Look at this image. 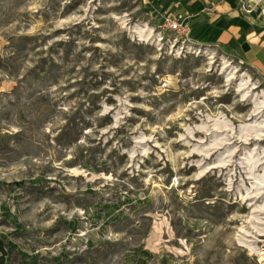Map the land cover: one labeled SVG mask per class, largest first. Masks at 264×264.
Returning a JSON list of instances; mask_svg holds the SVG:
<instances>
[{
    "label": "rangeland",
    "instance_id": "rangeland-1",
    "mask_svg": "<svg viewBox=\"0 0 264 264\" xmlns=\"http://www.w3.org/2000/svg\"><path fill=\"white\" fill-rule=\"evenodd\" d=\"M245 43L264 0H0L7 263L264 264V136L215 122L264 123Z\"/></svg>",
    "mask_w": 264,
    "mask_h": 264
},
{
    "label": "bare ground",
    "instance_id": "bare-ground-1",
    "mask_svg": "<svg viewBox=\"0 0 264 264\" xmlns=\"http://www.w3.org/2000/svg\"><path fill=\"white\" fill-rule=\"evenodd\" d=\"M215 122L220 129H228L229 132L242 140L250 139V135H253L256 138H262L264 136V123L260 121L241 122L239 125H234L231 124L225 116L219 115L215 118ZM234 151H236V149H234L233 152ZM256 153L257 147L251 148L249 150L245 149L242 156L244 162H248L252 169L254 168L253 162L256 158ZM260 175V177H255V181L264 184V172H261Z\"/></svg>",
    "mask_w": 264,
    "mask_h": 264
},
{
    "label": "crops",
    "instance_id": "crops-1",
    "mask_svg": "<svg viewBox=\"0 0 264 264\" xmlns=\"http://www.w3.org/2000/svg\"><path fill=\"white\" fill-rule=\"evenodd\" d=\"M216 36L217 37H215V38L211 37V39L213 38V40H216L217 44H220V46L224 45L223 44L224 42L233 43V41H235L233 35L226 32V31L218 32L216 34ZM245 44H247V47H245ZM245 44H243L239 47L237 46L236 48H238L240 50V52H242L248 59L249 57L247 56V53H248V51H250L252 49V46L249 43H245ZM257 52H259V51L254 49V51L252 52V56L249 59L254 64V66H256V67L263 66L264 64H263L262 60L259 58V56H256Z\"/></svg>",
    "mask_w": 264,
    "mask_h": 264
},
{
    "label": "built area",
    "instance_id": "built-area-1",
    "mask_svg": "<svg viewBox=\"0 0 264 264\" xmlns=\"http://www.w3.org/2000/svg\"><path fill=\"white\" fill-rule=\"evenodd\" d=\"M169 27L171 30L187 35L190 31V17L186 12H177L170 16Z\"/></svg>",
    "mask_w": 264,
    "mask_h": 264
},
{
    "label": "trees",
    "instance_id": "trees-1",
    "mask_svg": "<svg viewBox=\"0 0 264 264\" xmlns=\"http://www.w3.org/2000/svg\"><path fill=\"white\" fill-rule=\"evenodd\" d=\"M8 246L5 239L0 235V264L7 263Z\"/></svg>",
    "mask_w": 264,
    "mask_h": 264
}]
</instances>
